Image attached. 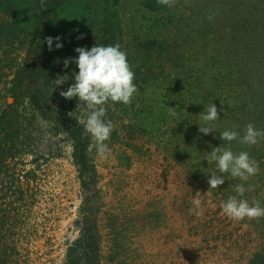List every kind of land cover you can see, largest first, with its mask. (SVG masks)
<instances>
[{
  "label": "rangeland",
  "instance_id": "374dc122",
  "mask_svg": "<svg viewBox=\"0 0 264 264\" xmlns=\"http://www.w3.org/2000/svg\"><path fill=\"white\" fill-rule=\"evenodd\" d=\"M2 1L31 32L46 33L42 47L32 36L10 48L0 41L13 61L0 63V93L18 67L39 61L49 100L42 111L28 95L19 106L18 153L0 173V264H67L70 253L83 262L88 230L98 248L91 264H249L264 251V217L235 221L220 207L233 196L264 207V139L254 146L219 139L225 130L242 136L248 123L264 131V0H177L155 12L144 0H46V9L40 0ZM8 15L0 10V19ZM104 32L116 34L138 86L130 105L106 106L114 124L107 158L90 148L78 122L86 106L60 96L78 72L63 61L77 57V47L99 45ZM45 37L60 40L49 50ZM149 38L158 44L138 45ZM212 103L223 110L205 135L198 127ZM61 112L82 128L87 169ZM216 147L247 151L259 173L247 181L225 173L210 188L211 173L222 174L204 158ZM238 184L252 190L240 197ZM197 194L201 217L192 211Z\"/></svg>",
  "mask_w": 264,
  "mask_h": 264
},
{
  "label": "clouds",
  "instance_id": "9594fccd",
  "mask_svg": "<svg viewBox=\"0 0 264 264\" xmlns=\"http://www.w3.org/2000/svg\"><path fill=\"white\" fill-rule=\"evenodd\" d=\"M176 2L177 0H157L158 4L167 7H174ZM40 4L42 8L46 9V0H40ZM213 15L208 18L212 19ZM53 39L59 41L60 37H45L49 50H52ZM62 46L59 42L55 44L56 49ZM75 52L78 53L77 57L66 58L63 63L67 68L70 62H74L78 72H75L73 83L65 91H61L60 96L68 100L74 97L78 98V101L86 106V112L78 122L83 126L85 133L91 136L93 143L90 148H95L101 158H107L111 150L106 141L110 140L114 124L110 119H106V106L109 102L131 104L134 94L138 92V86L134 83L135 73L128 62L126 52L121 49L118 43L107 46L96 44L90 49L77 47ZM65 80H57V85L63 84ZM222 110H218L212 103L206 113L201 115L203 126H199L198 130L205 135L214 132L215 128L210 122L219 119L218 113ZM169 115L176 116L174 107H169ZM219 139L227 142L236 140L241 144L254 146L264 139V131L257 130L253 123H248L242 136L236 130H225L219 133ZM204 159L208 163L215 162L219 173L222 174L211 173L208 179L210 188H218L222 185L225 173H229L232 178H238L241 181H247L251 176L259 173L258 162L251 158L247 151H240L237 154L230 148L221 150L220 147H216ZM248 190H252V188L246 189L243 184H238L235 188L240 197H243ZM192 203L194 205L193 214L201 217L203 209L199 194ZM220 207L228 218L235 221L264 217V207L259 201L249 204L246 199H238L233 196L223 202Z\"/></svg>",
  "mask_w": 264,
  "mask_h": 264
},
{
  "label": "trees",
  "instance_id": "16d2710c",
  "mask_svg": "<svg viewBox=\"0 0 264 264\" xmlns=\"http://www.w3.org/2000/svg\"><path fill=\"white\" fill-rule=\"evenodd\" d=\"M2 0H0V10L9 14L7 18L0 19V41H4L5 47L10 48L14 46V44L21 39H26L28 36H32L30 38L31 44H37L38 46L42 47V43L44 40V34L37 31H30V28L23 22L22 19H19L18 16H14L13 8H10L9 3L5 6L2 5ZM144 5L147 9L151 12H155L158 9L167 8V6L161 5L157 3V0H144ZM51 19V18H50ZM101 25V26H100ZM99 27L103 29H107L106 22L100 23ZM103 37L100 38L99 45H114L117 44L116 34L112 32H104L102 34ZM147 44L148 49L153 48L158 42L154 39H147L145 41L140 42L138 45L143 46ZM1 50V49H0ZM1 53L4 59L0 58V63L4 65H11L13 63L12 59L7 57L9 52L2 51ZM45 63H42L43 66ZM46 65V64H45ZM39 61L37 63H33L31 66L26 65L20 66L14 72L13 79L11 80V84L9 87H5L3 90V94L0 93V97L3 98V103H0V173L3 172V169L6 168L9 164L7 163L10 158H13L18 153V135L21 134L20 125L23 123V119L20 117L19 106L23 103V98L29 96L30 103L36 104L40 106V110H45L41 108V105H48L47 102L49 98L45 94L44 83L40 84L39 76L41 74L42 66H39ZM2 68V65H0ZM32 82L33 86H29L24 93H22L23 88L21 90L20 87H27L28 83ZM42 86V90L40 89ZM21 99V100H20ZM3 105V106H2ZM44 113V112H41ZM61 115L64 120L71 121V125H69V134L72 139L73 144V155L75 158L78 159L80 162L79 164L82 165L83 168L87 169V157H86V140L85 135L82 131L81 126L75 121L71 116L64 114ZM89 172H93V168L90 167L88 169ZM87 170V171H88ZM81 173V184L82 186L85 185V181L83 179V172L80 169ZM94 230V229H92ZM87 238L85 249H84V257H86L85 261H81V256L73 255L70 253L68 263L67 264H91L93 261V253L97 254V243L96 239H94L93 233L91 231H87ZM74 250L73 252H75ZM73 255V256H72ZM94 264V263H92ZM249 264H264V251L263 252H256L252 260Z\"/></svg>",
  "mask_w": 264,
  "mask_h": 264
}]
</instances>
